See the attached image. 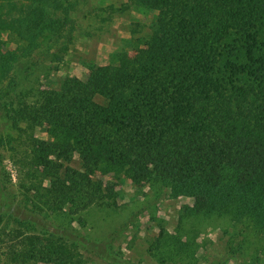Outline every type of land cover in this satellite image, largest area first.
<instances>
[{
  "label": "trees",
  "instance_id": "trees-1",
  "mask_svg": "<svg viewBox=\"0 0 264 264\" xmlns=\"http://www.w3.org/2000/svg\"><path fill=\"white\" fill-rule=\"evenodd\" d=\"M82 1L0 0V34L17 40L15 48L0 41L5 96L17 85V64L45 45L49 51L29 70L63 59ZM126 1L124 8L147 9L143 19L154 28L135 46L131 39L135 55L11 98L18 117L46 127L52 142L33 138L50 211L43 228L21 242V262L83 264L87 249L133 264L111 241L117 235L81 229L91 210L117 206V182L126 178L139 194L167 190L192 201L175 232L162 227L154 239L162 263L198 264L197 238L208 224L222 229L225 242L207 264H264V0Z\"/></svg>",
  "mask_w": 264,
  "mask_h": 264
},
{
  "label": "rangeland",
  "instance_id": "rangeland-1",
  "mask_svg": "<svg viewBox=\"0 0 264 264\" xmlns=\"http://www.w3.org/2000/svg\"><path fill=\"white\" fill-rule=\"evenodd\" d=\"M126 2L83 0L74 13L77 20L75 36L63 59L59 62L42 61L36 71L29 70L32 60L49 51L45 45L33 57L17 64V85L11 89L10 96H5V88L0 89V264L22 263L24 244L21 242L29 241L43 228L42 217L46 218L50 211L43 198V194L49 193V183L43 181L42 165L32 162V143L36 137L52 144L51 137L46 127H30L20 119L12 109L11 98L14 95L17 97L24 87L29 89L34 85L36 90L58 88L66 77L84 78L92 64H113L123 55H135L137 48L129 45L131 39L135 46L138 38L150 34L154 28L148 16L143 19L147 9L136 4L124 8ZM0 41L4 48H15L17 45V40L9 31L0 34ZM54 48H51L52 51H55ZM26 92V100H33L35 95ZM73 165L77 167L79 162L74 160ZM110 176L116 180L113 175ZM116 191V207L105 210L95 208L85 216L86 227L81 228L78 222L74 225L93 237L103 238L107 232L111 237L117 235L116 239L110 240L121 251L123 258L133 264H184L180 260L159 261L154 254L153 243L160 228L165 227L169 233L175 232L178 219L185 206L192 203L191 199L181 195L174 197L167 190L157 197L148 188L139 194L131 180L126 178L117 182ZM221 233L222 229L216 225L203 226L197 238L198 264H207L222 253L225 238ZM44 238L42 236L41 248L44 247ZM11 246H15L17 252L11 253ZM81 250L83 264H120L113 254H105L102 258L96 251ZM242 260H231L229 264H241ZM34 264L48 263L38 261Z\"/></svg>",
  "mask_w": 264,
  "mask_h": 264
}]
</instances>
